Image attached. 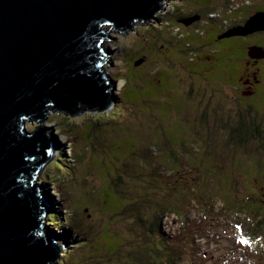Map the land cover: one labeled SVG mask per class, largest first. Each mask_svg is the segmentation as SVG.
Returning <instances> with one entry per match:
<instances>
[{"label": "rangeland", "instance_id": "374dc122", "mask_svg": "<svg viewBox=\"0 0 264 264\" xmlns=\"http://www.w3.org/2000/svg\"><path fill=\"white\" fill-rule=\"evenodd\" d=\"M160 5L131 31L110 29L100 45L110 105L77 115L53 111L40 125L56 146L35 179L47 204L42 227L66 246L51 264H128L130 251L137 264H146L160 246L155 264H264V97L250 102L225 79L211 82L203 71L211 48L202 43L199 49L192 35L224 30L264 0ZM201 6L211 11L198 17ZM96 118L101 126L95 127ZM241 121L251 127L242 142L233 131ZM36 126L26 119V129ZM113 169L137 202L126 204L107 181L100 200L105 210L96 200L86 205L98 199L92 186ZM51 172L68 177L64 188L43 181ZM136 203L145 213L139 217L125 210ZM52 215L68 222L52 225ZM155 216L159 229L151 236ZM113 250L118 254L109 256ZM72 253L74 260H67Z\"/></svg>", "mask_w": 264, "mask_h": 264}, {"label": "water", "instance_id": "95a60500", "mask_svg": "<svg viewBox=\"0 0 264 264\" xmlns=\"http://www.w3.org/2000/svg\"><path fill=\"white\" fill-rule=\"evenodd\" d=\"M163 1L0 0V264H51L58 256L41 225L39 186L31 185L52 142L40 125L53 111L77 115L110 105L101 39L147 22ZM262 25L264 14H255L231 34ZM26 119L36 121L33 131Z\"/></svg>", "mask_w": 264, "mask_h": 264}, {"label": "flooded vegetation", "instance_id": "af4514ba", "mask_svg": "<svg viewBox=\"0 0 264 264\" xmlns=\"http://www.w3.org/2000/svg\"><path fill=\"white\" fill-rule=\"evenodd\" d=\"M246 4L244 6H249V3ZM206 6H201L204 9L198 12V17L206 16L205 12L211 11L209 7L205 9ZM255 14L263 15L264 6L245 14L240 21L228 23L227 28L219 30V32L211 31L208 33L192 34L198 36L196 43L200 47L199 49L202 48V43L211 48L209 50L211 54L208 59L212 57V62L206 64L203 68V71H207L208 75L213 78L210 81L213 82L214 79L219 81V77L225 79L227 83H231V85L242 91L239 95L240 98L244 97L250 102L251 98L252 102H254L255 98L264 97V25L256 30H248L243 33L234 32L235 34H231V32L235 31L236 28L244 26L245 22ZM188 16L190 15L184 13L182 18ZM183 22L186 23L185 21ZM198 56L196 55V57ZM220 61L224 63L222 69H220L222 65ZM247 68L250 72L242 76L241 72ZM245 88L246 90L244 91L243 89Z\"/></svg>", "mask_w": 264, "mask_h": 264}, {"label": "trees", "instance_id": "16d2710c", "mask_svg": "<svg viewBox=\"0 0 264 264\" xmlns=\"http://www.w3.org/2000/svg\"><path fill=\"white\" fill-rule=\"evenodd\" d=\"M96 121L94 122V125H95V127H98V126H101L102 124H101V122H100V120L99 119H95ZM106 123V122H105ZM245 122H243V121H241V123H239L238 125V127L236 126L235 127V129L233 130L235 133L234 134H237L240 138H239V140H241V142L242 141H244L245 140V135H249V132H251V131H249V129H251V127H248L246 124H244ZM73 124H70V127L72 126ZM58 127L57 128H59L60 130H62V131H64V132H66V131H69V128L67 127V126H65V125H61V124H58L57 125ZM247 126V127H246ZM252 127H255V123H252ZM232 131V132H233ZM232 134V133H231ZM245 134V135H244ZM241 137H242V139H241ZM236 142H240V141H236ZM58 160H60L59 158H58ZM122 163V160H121V162H120V164ZM56 167V169H59V166H55ZM55 169V168H54ZM54 169H52V171L54 170ZM113 171H114V169L112 170V174H111V172H109L108 174H107V176H105V178L102 176V179H101V185H99L98 187H96L95 185L94 186H92V188H91V190L93 189V188H96V191H98L99 190V193L97 194L96 193V195H98V199H95V198H93V197H91L90 199H89V202L86 204V205H90L91 204V207L93 206L92 205V202H94V200H96L99 204H96L97 205V208L98 207H101V209H98V210H105V208H103L102 207V202L100 201L101 200V198H102V192L105 190V189H107L106 188V183H107V181H109V184H110V187H114V190H115V192L117 193V194H119L120 196V198L121 199H123L125 202H126V204L127 203H129V201L131 200V199H134V197H133V195L130 193L129 194V196L126 194V192H130L131 191V188L129 187L128 188V186L126 185V186H124V183L126 182V181H124L123 179H121L120 177H118V175H116L115 176V174L113 173ZM50 174H52V172L51 173H49V178H44V180L43 181H45V180H47L48 182H52L53 184H57L58 185V187H65V181L66 180H68V177H66V175L65 176H60V177H58V176H56V173L54 174V175H50ZM46 182V181H45ZM124 186V187H123ZM135 186V185H134ZM139 188V189H138ZM138 188H136V190H140V188L141 187H138ZM134 191H135V189H134ZM93 192V191H92ZM92 195V194H91ZM95 197V196H94ZM97 197V196H96ZM129 198V199H128ZM129 200L128 202L126 201V200ZM93 200V201H92ZM132 201V200H131ZM124 202V203H125ZM132 202H137V201H132ZM125 204V205H126ZM115 206H116V204H114ZM119 206V209H120V207H121V210H122V208H124V206H123V203L122 204H119L118 205ZM138 205H137V203H136V205H131L130 207H127V208H125V210H127L126 212L127 213H129L130 214V212H133V213H135L136 214V216H138L139 217V213L142 215V214H145L143 211H142V209L141 208H139L138 209ZM89 209V208H88ZM96 209V208H95ZM135 209H136V211L137 212H135ZM171 209H174V207H171ZM90 211H92L91 209H89ZM120 210V211H121ZM170 212H175V211H173V210H171ZM164 214V212L163 213H159V211L157 210V212H156V214L155 215H158V217L159 218H161L162 217V215ZM57 216H58V218H57ZM52 215V225H56L58 222H59V224L60 225H65L68 221H67V219H64L65 221H63L62 219H60L59 220V215ZM157 216H155L154 217V220L156 221V223L155 222H153V223H155V224H151L150 225V228H151V230L152 231H150L151 232V236H152V232H153V229L154 230H158L159 228L157 227V223L159 222V220L160 219H157L156 218ZM136 218V217H135ZM60 221H61V223H60ZM147 237H148V235H147ZM147 237H146V239H147ZM166 244H169V241H166ZM160 248H161V246L160 247H158V248H155L154 250H155V255H154V259H152L151 257H148V258H146L147 259V261L148 262H146V264H148V263H151V261H152V264H155L156 263V259H157V254H158V252H162V251H160ZM116 250V249H115ZM115 250H113V251H110V253L108 254L109 256H111L112 254H115V255H117L118 254V252H116ZM68 255V254H67ZM169 255H171V252H170V254ZM83 256V253L82 254H80V258ZM120 256V255H119ZM144 257H145V255H143ZM65 258H67L66 256H65ZM122 258V257H121ZM128 258H129V260L127 259V261H128V264H131L129 261L131 260V262H132V264H137V257H136V253L134 252L133 253V251H130V253H129V255H128ZM126 259V258H125ZM169 259H170V262H172V255L169 257ZM67 260H74V254L72 253V254H69V257L67 258ZM160 260L161 261H163V259H161L160 258ZM169 261V260H168ZM75 263V261L73 262V264Z\"/></svg>", "mask_w": 264, "mask_h": 264}, {"label": "bare ground", "instance_id": "6f19581e", "mask_svg": "<svg viewBox=\"0 0 264 264\" xmlns=\"http://www.w3.org/2000/svg\"><path fill=\"white\" fill-rule=\"evenodd\" d=\"M54 142H55V140H54ZM56 147V146H55Z\"/></svg>", "mask_w": 264, "mask_h": 264}]
</instances>
